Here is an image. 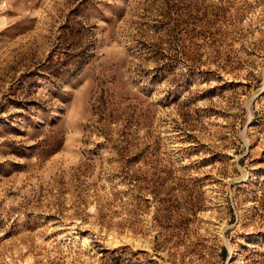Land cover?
Instances as JSON below:
<instances>
[{"label": "rangeland", "instance_id": "374dc122", "mask_svg": "<svg viewBox=\"0 0 264 264\" xmlns=\"http://www.w3.org/2000/svg\"><path fill=\"white\" fill-rule=\"evenodd\" d=\"M0 264H264V0H0Z\"/></svg>", "mask_w": 264, "mask_h": 264}, {"label": "bare ground", "instance_id": "6f19581e", "mask_svg": "<svg viewBox=\"0 0 264 264\" xmlns=\"http://www.w3.org/2000/svg\"><path fill=\"white\" fill-rule=\"evenodd\" d=\"M124 238H125V236H124ZM129 239H130V238H128V239H126V240H128V241H129Z\"/></svg>", "mask_w": 264, "mask_h": 264}]
</instances>
